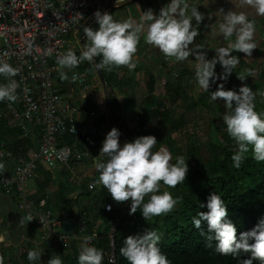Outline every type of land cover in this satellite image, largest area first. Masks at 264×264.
<instances>
[{
  "label": "clouds",
  "instance_id": "9594fccd",
  "mask_svg": "<svg viewBox=\"0 0 264 264\" xmlns=\"http://www.w3.org/2000/svg\"><path fill=\"white\" fill-rule=\"evenodd\" d=\"M236 11L229 10L225 13L220 9L216 15L223 16V22L219 24L218 35L225 40L235 36L236 40L228 47L216 50V56L212 60L206 59V53L199 47L193 52L190 45L199 35L193 28L192 20L195 18L197 24H201L204 15L197 7L187 3V0H171L163 7L159 15H155L152 9L143 13L140 22L137 23L131 17L122 22H117L111 14L101 13L97 10L94 15L98 29L83 27L86 39L89 42L79 56L68 50L56 59L59 66L61 80H68V73L77 68L82 62L89 64L101 71L111 72L113 68L127 67L134 70L137 66L135 60L138 52L141 35L145 33V43L159 49L167 58L175 61H184L190 55L196 56L195 76L201 89L208 91L210 83L216 79L227 80L233 70L239 65L240 60L232 52L238 51L251 57L253 50L257 48L255 40V25L249 19L250 16L264 17V0H231ZM121 4V0H116ZM189 10L191 14L189 15ZM102 56L99 63L95 58ZM217 63L221 64L224 72L217 77L215 68ZM18 69L10 64L0 61V75L11 78L18 74ZM248 76L254 73L249 72ZM244 81L246 76H238ZM79 77L75 74L71 77L76 82ZM18 84L10 80L6 85H0V101L7 99L15 102L18 99L16 89ZM256 93L248 86H242L239 92L225 90L220 84L218 89L211 93V100L224 101V107L228 110L223 116L228 135L239 145V151L232 156L234 166L239 168L245 158V153L252 147L253 158L257 162H264V113L255 110ZM121 133L113 128L103 141L100 156L95 160V168L100 172L98 183L111 195L112 199L119 203L131 202L130 215L141 210L143 218L147 221L152 217L167 215L173 212L180 198H174L168 191L162 194L161 182L168 188H176L182 184L187 177L189 168L183 156L176 158L172 164L171 153L164 148L153 152L157 144L154 135L136 138L134 142L124 143L121 147ZM106 156L107 162L99 158ZM5 169L4 163H0V172ZM150 196L149 201L144 203L145 197ZM201 207H204L201 204ZM207 212H199L198 218L193 217V225L201 229L202 221H207L209 233L207 239H215L216 251L222 255L239 257L241 252L251 253V258L242 261V264H253V260H259L264 264V220H261L251 231L237 236V229L227 219L229 213L225 201L216 192H213L207 201ZM111 210V205L107 206ZM24 218L22 217L21 223ZM27 220H33L29 215ZM42 223V219L40 220ZM203 235V230L201 232ZM63 238V236L61 237ZM91 237H85L78 260L79 264H102L103 252L95 247H89L88 241ZM160 237L154 231H146L143 235L129 236L121 247L120 254L129 264H170L167 256L161 252L158 242ZM255 241L250 243V241ZM31 264H36L41 259L38 251L30 250L27 255ZM0 264H4V257L0 256ZM47 264H63L59 255H53Z\"/></svg>",
  "mask_w": 264,
  "mask_h": 264
},
{
  "label": "built area",
  "instance_id": "2783aa9c",
  "mask_svg": "<svg viewBox=\"0 0 264 264\" xmlns=\"http://www.w3.org/2000/svg\"><path fill=\"white\" fill-rule=\"evenodd\" d=\"M127 1L131 0H121V3ZM111 6H117L116 0H0V61L19 70L15 77L0 75V85H6L10 80L18 84L15 102L0 101V126L5 120L7 127L22 131L20 138L39 134L36 147L27 153L13 152L0 138V163L5 165L4 171L0 172V190L16 198L17 208L24 216H32L40 244L54 241L68 246L70 237L58 231L69 218L56 214L49 207L47 197H34L29 191L30 182L40 168L50 172L62 168L73 170L75 164L89 157L86 140L99 133L96 123L99 116L91 112L92 122L82 121L79 107L64 103L56 76L59 71L56 59L66 53L72 37L81 42L83 27L96 21L94 13L97 10L108 13ZM198 10L208 21L206 14ZM177 76L174 74L175 78ZM168 81L164 79L162 85ZM87 178L90 192L102 187L97 182L98 176ZM108 205H111L110 211ZM115 205V202H109L105 211L113 213L117 222L122 212L116 214ZM128 206L129 202H125L124 207ZM75 219L78 229L71 237L84 240L91 237L90 247L98 237L97 229L91 236L84 234L87 225L84 211H80ZM110 261L115 262L113 255Z\"/></svg>",
  "mask_w": 264,
  "mask_h": 264
},
{
  "label": "trees",
  "instance_id": "16d2710c",
  "mask_svg": "<svg viewBox=\"0 0 264 264\" xmlns=\"http://www.w3.org/2000/svg\"><path fill=\"white\" fill-rule=\"evenodd\" d=\"M152 6L149 3V7ZM123 9V8H121ZM112 11H118L114 9ZM99 24H96L94 29H98ZM197 32H202L205 28H195ZM88 42V41H87ZM67 51V49L65 50ZM77 56L81 52L76 53ZM234 56H237L240 60L239 67L237 68V80L232 82L230 85L235 89L237 87L248 86L253 92H257L264 89V70L260 72L259 69L254 70V77L256 80L254 85L248 83V74L251 71V67L247 65L246 61L242 59V54L238 51L232 52ZM99 63L102 60V56L96 57ZM264 63V62H262ZM77 68L90 74L93 68L88 61L82 62ZM241 69H244V73H239ZM118 68H113L111 72L102 71L107 86L111 89L120 88L123 89L122 84L118 80L117 76ZM161 71L159 76H162ZM246 76L244 81H241L238 76ZM169 80L165 85L166 93L168 95L169 103L174 106L178 100H188L186 94H181V87L179 84ZM247 81L246 84L244 82ZM157 80L153 74H149L146 82L148 97L145 102V106L140 109L139 122L137 133L132 131L127 132V139L129 142H134L136 138L151 135L150 131L143 132L144 127L149 122H162L169 126L172 131H177L184 127V118L175 119L169 114L168 107L163 108L160 104L151 102L152 95L155 93ZM254 88V89H253ZM94 101L97 105L104 104L103 93L95 90ZM153 103L155 108L149 109L148 104ZM206 105L207 103L204 102ZM255 110H258L257 101L254 100ZM110 107L113 117V122L116 123L119 120L117 113L119 111V104L111 96ZM264 111V107L260 106ZM22 131L19 129H12L7 127L5 120L1 122L0 126V138L4 141L6 146L15 153L22 152L27 153L34 149L37 145L39 137L37 135L30 136L28 138H20ZM228 139H233L230 136ZM161 148L167 149L171 155L172 160L170 163L175 164L177 161L178 150L174 146L173 142L166 138H157V144L152 149L153 152L159 151ZM223 156L215 155L213 161H210L207 165L199 167L195 172L188 171L187 181L178 185L179 194L173 196L174 198H183L182 205L175 208V210L167 215L156 216L155 223L152 225V229H144L145 219L142 216L141 210H137L135 214L130 215L129 213L124 219L129 218L132 220L135 215L139 217L133 227L122 228V222L116 228L113 238L111 241L110 230L112 228V220L115 219L113 213H107L105 206L109 202H115L111 199V195L104 188L101 190L103 198L101 200L96 199L91 193L82 195L80 199V209L87 213V225L85 235L91 236L95 230L96 225L100 221L106 227L102 231L98 232V237L92 242L90 247H95L97 250L103 252L102 264H111V256L115 252V264H129V262L121 256L120 249L125 246L124 241L129 236L143 235L146 231H154L160 237L158 246L161 252L167 256L170 264H242L243 260L250 259L251 253L241 252L239 257H233L231 255H222L216 251V244L218 243L215 239H207L208 235L214 236V233H209L207 221H202L201 229H197L193 225V217L198 218L199 212H207L206 207L208 197L216 192L225 201L228 209V217L237 229V236L240 234L251 231L257 226V224L264 220V162H257L253 158L252 147L249 146V151L245 153V158L239 168L234 166L232 156L236 153L230 149L229 145H222ZM196 148L191 145L186 153V157L195 154ZM183 156V154H182ZM45 184L42 188H45L51 180L52 174L50 172H44ZM202 183V184H201ZM182 189H185V193L182 194ZM148 196L145 197L144 203L149 201ZM95 199V200H94ZM92 200V204L89 206H82L81 203L88 204L87 202ZM201 204L204 207H201ZM117 211V209H116ZM115 211V212H116ZM26 219L27 217L24 216ZM70 218L76 217V215L69 216ZM163 218V219H162ZM203 230V235L201 234ZM255 241H250L254 243ZM49 245V246H48ZM53 245H57L58 251H64L67 247L63 242L55 243L49 241L38 248H45L49 250ZM77 255L71 259V264H79V254L82 249L78 248ZM30 250H34L28 245H20L14 249L11 256L4 257V264H31L28 260L27 255ZM37 264V263H36ZM253 264H261L259 260H253Z\"/></svg>",
  "mask_w": 264,
  "mask_h": 264
},
{
  "label": "crops",
  "instance_id": "0c3cea01",
  "mask_svg": "<svg viewBox=\"0 0 264 264\" xmlns=\"http://www.w3.org/2000/svg\"><path fill=\"white\" fill-rule=\"evenodd\" d=\"M171 0H137L133 2L131 5L127 6V9L132 11L138 7V14L136 17L134 15L129 16L127 14V19L131 17L137 23L140 22V18L145 11L148 9H152L155 15H159L160 10L169 4ZM149 3L152 5L149 7ZM187 3L192 7H198L201 9L206 16L209 18L207 21L204 19L201 24H197L195 18H193V28L202 27L205 28L204 31L198 32L199 35L195 38L192 45H190V49L193 52L199 47L206 53V59L212 60L216 56V50L221 47H228L230 44H233L236 40V37L233 36L227 40L223 38V36L218 35V28L219 24L223 22V16H217L216 13L222 8L224 9L225 13L229 10L236 11L234 5L231 3V0H187ZM125 8V7H124ZM112 10L108 12L110 14ZM191 12H189V15ZM249 19L255 25V40L254 42L257 45V48L253 50L251 57H248L246 54H242V59L246 61L247 65L251 67L250 72H254V70L259 69L262 72L264 70V17L252 15ZM146 29H147V22L145 23V33L141 35L140 45H145V36H146ZM74 37L71 38L73 40ZM70 40V41H71ZM77 40V39H76ZM78 45H81V42H78ZM68 51V47L66 48ZM147 50V48H146ZM65 51V52H67ZM148 54L142 55V53H137L135 60L137 61V66L134 70H129L127 67H119L117 71V76L119 82L122 84L123 89L120 88H113L112 97L117 101L119 104V111L117 113V117H119L118 122H124V124L129 125L130 129L138 128L139 122V115H138V101L140 97H145L147 91V78L149 74H153L156 77L157 83L162 85L164 79H169L170 76L168 71L173 69H185L184 73L188 74V70L192 69V67L196 68V56L190 55L188 59L184 61H175L174 58H170L171 60L165 62L164 55L160 52L159 49L154 47L148 48ZM234 52H236L234 50ZM233 55V54H232ZM167 58V57H166ZM93 67V66H92ZM239 65L233 70L231 75L225 81L222 78L216 79L214 83H210V86L214 85V87H219L220 84L224 85V89L229 90L228 88L231 86L232 82L237 80V68ZM94 69V68H93ZM95 70V69H94ZM244 69H241L239 73H244ZM69 79L68 80H61L57 79L58 83L62 89V93L64 96V103L65 104H75L79 107L81 114L80 119L82 121H91L89 115L91 112L95 113L99 116V119L96 121L97 125L100 126L106 123H109L111 127H114L118 122L114 123L112 117V112L110 111L111 107L106 104V94L105 92L99 90V92L103 93L104 95V105H97L92 98L91 100L87 101V94H83L86 90V75H92V72L89 73L84 72L81 70V73L78 75L76 70L68 71ZM96 71V70H95ZM163 72L162 76H159L160 72ZM59 72V71H58ZM215 72L217 77H221L224 69L221 64L217 63ZM73 74L77 75L78 77L84 75V78L81 77L78 88L74 86L71 77ZM175 74V73H174ZM248 76V74L246 73ZM71 76V77H70ZM248 83L254 85L256 80L252 78V76H248ZM82 81H85L82 84ZM247 81L244 82L246 84ZM157 85V84H156ZM165 86V85H164ZM96 87V86H95ZM76 88V89H75ZM109 88V87H108ZM104 89V88H103ZM234 90V88H233ZM157 94L154 93L152 95L153 99ZM148 104L147 106H150ZM113 123V125H112ZM106 133H102L103 137L106 138L107 134L110 130H106ZM39 137V134L37 133ZM88 144V143H87ZM103 147L102 140L100 141L97 139L94 143L88 144V148L91 152L94 151L95 154H100L101 149ZM89 155V160L95 163L97 157H92ZM93 163V164H94ZM76 165V168H75ZM74 168L76 169L75 172L68 168H62L61 170H57L55 172L47 171L44 168H40L39 172L37 173L36 177L30 182L29 184V191L33 194L34 197H47L48 205L51 207L54 212L58 215H62V207L64 206L63 201H61V196L63 194L68 193L69 191H74L78 189L80 186L78 179L79 178V167L78 164H75ZM80 165V164H79ZM88 166V165H87ZM87 166H83L84 172L87 169ZM44 172H50L52 174L51 180L45 188H42V185L45 184V174ZM87 177L94 175V174H87ZM65 185L66 189L62 185ZM78 184V185H76ZM65 190L67 192H65ZM78 191V190H76ZM74 191L72 194L75 196L74 198L79 200L82 197L79 192L75 193ZM70 193V192H69ZM71 194V195H72ZM78 203V204H79ZM88 203V202H87ZM82 206H89V203L86 202L81 203ZM80 211H82L80 209ZM79 211V212H80ZM78 212V213H79ZM64 216V215H63ZM22 217L24 218L23 223H21ZM70 218V217H68ZM75 218V217H72ZM0 236H4L5 241L7 239L8 243L15 249L20 245H28L31 248H38L40 246L39 243V234L38 229L35 225L30 221H28L24 215L19 211L17 208V201L14 196L6 195L4 192L0 190ZM74 245H82L80 244L82 238L75 237ZM81 239V240H80ZM70 240V239H69ZM82 247V246H81ZM40 248V247H39Z\"/></svg>",
  "mask_w": 264,
  "mask_h": 264
},
{
  "label": "rangeland",
  "instance_id": "374dc122",
  "mask_svg": "<svg viewBox=\"0 0 264 264\" xmlns=\"http://www.w3.org/2000/svg\"><path fill=\"white\" fill-rule=\"evenodd\" d=\"M118 11H111L110 14L113 16V19L117 22H122L124 20H127V14L129 16L138 14V7L135 9L128 10L127 7L123 9H117ZM98 24V23H97ZM89 42H87L88 44ZM151 45H148L145 43V45H138V52L142 53V55L148 54V48L151 49ZM147 48V50H146ZM73 50L75 53L82 52V46L78 45L76 38L74 37L73 40L68 42V50ZM171 60V59H170ZM164 61H166V57H164ZM170 62V61H169ZM195 69L192 67V69L188 70V74H185V69H173L171 73H168L171 78L169 80H174L173 82L177 83L181 87V94H186L188 96V100L180 99L177 101V103L174 106H171L169 103L168 95L166 93V89L164 85H160V83L156 85L155 93L157 94L154 99L152 97L153 103L160 104L163 106L162 109L168 107L169 114L175 118L180 119L184 118L185 125L183 128L172 131V129L167 126L166 124L158 121V122H149L146 127H144L143 132L150 131L151 135H154L156 138H166L173 142L174 146L178 150V156H182L185 159V162L188 164V168H190V171L195 172L199 167H203L207 165L210 161H213L214 156L220 155L219 157L222 158L223 156V150L222 145H229L230 149L234 150L235 152L239 151V145L234 139H228L229 135L227 133L226 125L223 123V116L227 113V109L224 107V101L221 99H217V101L211 100V93L216 91L218 87H214V85L210 86L208 91H205L201 89L198 85L196 76H195ZM77 71L76 73L79 75L81 73V70L79 68H75ZM92 75H86V90L83 92V94H87V99L84 100H91L94 99V92L95 90H101L103 92V85L100 81V78L97 75V72L92 68L91 69ZM174 73L178 74L177 78L174 77ZM57 79H60L59 72L56 74ZM71 77V76H70ZM81 77L84 78V75L81 74L79 76V79L76 82H73L74 86L78 88L77 85L80 82ZM85 81H82V84ZM96 86V87H95ZM76 89V88H75ZM229 90H233V87L230 86L228 88ZM240 87L235 88L234 90L239 92ZM254 89V88H253ZM226 90V89H225ZM148 94L146 93L145 97H140L138 104V115L140 112V109L145 106V102L147 100ZM255 101H257L258 104V110H256L258 113H264V111L260 108V106L264 107V89L257 91L255 96ZM206 102L207 105L204 103ZM151 103L150 106H148L149 109L155 108V105ZM104 105V104H103ZM138 126V125H137ZM99 133L97 135L90 136L86 143L92 144L97 139L102 142L106 139L103 137L102 133H106L105 131L112 130L113 128H116L121 133L119 139L121 146H123L124 143L129 142L127 139V132L132 131L134 133H137V127L136 129H130L129 125L124 124V122H118L114 127H111L109 123H106L104 125L98 126ZM124 139V141L122 140ZM191 145H194L196 148L195 154L190 155L189 157H186V153ZM89 155L92 157H99L100 154H95L94 151L91 150L89 152ZM177 156V157H178ZM91 157V158H92ZM175 157V159L177 158ZM102 162H107L106 156H101L99 158ZM94 162L89 160L88 157L85 158V160L81 163H78L79 167V178L77 182H79L80 186L78 187V191L81 195H86V193H91L96 199L101 200L103 198V195L101 193L102 187L95 191L90 192L88 190V182L89 178H87V174H94L95 176L100 175V172L97 171L95 168ZM80 164V165H79ZM74 165V164H73ZM84 165H88L86 171L82 169ZM76 168V165H75ZM73 169V173L76 169ZM189 175L187 174V177ZM186 177V178H187ZM187 181V180H185ZM184 181V182H185ZM202 184V183H201ZM78 185V184H76ZM65 188V185H62ZM73 191V192H74ZM164 191H168L172 194V196L179 194V188H168L167 186L163 185V182H161V190L160 193L162 194ZM181 192L182 194L185 193V189ZM65 192H67L65 190ZM70 192V193H69ZM66 194H63L61 196V201H63L64 206L62 207V216H71V215H77L80 211V203L79 200L75 199L74 195L72 194V191H69ZM72 194V195H71ZM150 197V196H148ZM112 199V197H111ZM95 200V199H94ZM183 198H180V203L177 204L176 208L182 205ZM79 203V204H78ZM89 204H92V200L88 202ZM115 207L117 208L116 214L122 212V216L119 217L118 221L116 222V218L112 220V228L110 230V233L112 234L113 229L116 230V228L119 226V224L122 222V226L120 227V230L122 228L133 227L134 223L139 220V217L137 215L134 216L132 220H129V218H125V216L129 213H125L129 210L131 207V202L129 201L128 208H125V203H117L115 202ZM161 217H163L161 215ZM70 219V218H69ZM163 219V218H162ZM144 223V229H152V225L155 223V218L152 217L151 219L145 221ZM105 225L101 222H98V225H96L97 231H102L105 229ZM115 232V231H114ZM4 236H0V256L3 257H9L14 252V248L8 243L7 239L5 241ZM70 240L68 241V246L65 248L64 251H58L57 245H53L49 250H46L45 248H34L35 251H38L41 254V259L37 261V264H47V261L53 256V255H59L62 259L63 264H71V259L77 255L78 248H81V246L84 244L85 240H81L80 244L82 245H74L75 238L70 237ZM49 246V245H48Z\"/></svg>",
  "mask_w": 264,
  "mask_h": 264
},
{
  "label": "water",
  "instance_id": "95a60500",
  "mask_svg": "<svg viewBox=\"0 0 264 264\" xmlns=\"http://www.w3.org/2000/svg\"><path fill=\"white\" fill-rule=\"evenodd\" d=\"M135 1H137V0H131V1H127V2L121 3V4L117 5V6H111L110 10L121 9V8L127 7V6L131 5ZM103 13H105V12H102V14ZM96 24H97V21L93 22L88 27H91V28L94 29ZM86 44H87L86 34L83 32L81 34V46H82L83 50H84V47H85ZM95 62L98 63L96 58H95ZM91 65L96 70L97 75L100 78V81H101V83L103 85V88H104V91H105V94H106V99H107L106 104L108 106H110V99H111L113 91L110 88H108L107 83L105 81V78L103 76V72L101 70H98L94 66V64H91ZM111 122H113V121H111ZM112 125H113V123H112ZM122 140L124 141V139H122ZM130 210H131V207L129 208V210L126 213H128ZM77 229H78L77 220L75 218H70V219H67L66 221L63 222L62 227L60 228L58 233L61 234V235H64V236L71 237V236L74 235V233L77 231ZM114 231L115 230H113V232L111 234L112 239L114 238V233H115ZM114 257H115V252H113V258ZM111 264H115V262H112Z\"/></svg>",
  "mask_w": 264,
  "mask_h": 264
}]
</instances>
